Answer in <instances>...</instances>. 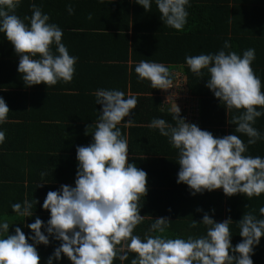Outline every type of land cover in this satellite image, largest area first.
Instances as JSON below:
<instances>
[{
  "label": "clouds",
  "instance_id": "9594fccd",
  "mask_svg": "<svg viewBox=\"0 0 264 264\" xmlns=\"http://www.w3.org/2000/svg\"><path fill=\"white\" fill-rule=\"evenodd\" d=\"M20 2L0 0V34L19 57L17 71L23 82L29 87L70 82L78 58L70 55L62 43V30L35 4L31 5V16L21 19L15 14ZM135 2L145 11L154 3L163 25L172 29L180 31L187 23L189 0ZM66 7L72 14V6ZM229 48L225 41L216 53L185 56V63L197 76L206 71V87L227 113H238L229 120L235 125L234 134L214 137L178 118V107L173 115L175 125L153 118L148 127L158 130L178 150L177 183L186 184L192 194L222 189L229 197H258L264 193V157L246 152L247 145L264 139L253 127L256 119L264 115V91L251 67L255 50L249 48L238 54L225 51ZM134 71L153 89L172 88V76L162 63L141 60ZM93 95L101 110L91 133L92 143L76 148L75 186L61 185L59 191L47 192L42 208L50 217L46 225L38 217L27 224L32 233L27 238L19 227L10 234L8 223L0 220V264H40L36 246H48L49 237L60 243L46 264H53V259L59 261L62 256L71 264H113L114 258L123 264L130 252L136 254L130 264H253V249L264 237V206L259 208L262 218L245 213L236 222L242 240L235 247L231 244V218L215 222L208 214L199 223L206 228L202 236L167 237L170 221L166 217L153 220L143 238L133 234L146 217L140 215L138 201L147 193V174L129 162L127 138L119 126L122 121L124 128L132 125V120L126 118L136 107L137 94L126 96L117 89L100 88ZM8 113L6 102L0 98V124ZM236 133L246 135L247 143ZM4 137L0 130V142ZM11 208L18 216H33L32 202L27 199L13 203ZM197 224L193 220L191 227ZM117 245L121 247L117 249Z\"/></svg>",
  "mask_w": 264,
  "mask_h": 264
},
{
  "label": "trees",
  "instance_id": "16d2710c",
  "mask_svg": "<svg viewBox=\"0 0 264 264\" xmlns=\"http://www.w3.org/2000/svg\"><path fill=\"white\" fill-rule=\"evenodd\" d=\"M50 2L51 0H21L19 6L15 9V14L21 19L25 16H31L32 4L38 6L44 13ZM127 3V0H124V4ZM129 9H126L127 14H125L124 22L126 30L130 28V21L132 24L134 59L162 63L169 70L170 66L184 67V74L186 75L184 90H186V94L190 97V101L197 106L198 114L194 118L195 121H200V125H197V123L195 125L201 130H206L210 133L216 131V137L227 135V130L224 129L227 111L224 105L214 97L213 93H209L210 90L206 87L208 74L205 71L203 75L197 76L189 70L185 63V56L201 53H196L193 43H191V46L187 44V41H193V37L195 36L194 30L183 33L184 36H187V34L188 36H192L191 38H176V34L173 33L174 29L172 30V28L163 25V23H157L161 27H151L150 21L153 16L157 15L160 19L154 3L151 5L149 11H145L138 4L133 6V13L129 14ZM186 10L194 11L198 15L197 18H191L192 27L198 25L202 19L203 24H201L200 28L203 32L201 33L202 36L198 37L201 39L197 43L203 41L204 46L209 44L213 45L212 47L221 46L222 48L224 42L228 41L230 48L226 49V51H234L238 54H242L244 50L249 48L254 49L255 60L252 63L260 69L258 77L261 83L264 81V0H189ZM48 12L50 11L48 10ZM204 22L206 24L213 23L217 29L212 30L213 27H209V31L203 30ZM61 30L63 32L64 29ZM128 38L126 35L125 40L127 41ZM182 40L185 41L182 42ZM148 44L153 47H148ZM157 51H159L160 57L152 58L151 55H157ZM166 55L167 58H165ZM18 62L19 57L15 53L11 43L3 37V34H0V79L3 77L14 78L19 76L20 73L17 71ZM253 65L251 66L253 67ZM122 69H124V66ZM171 76L173 83L178 81L179 76ZM143 81L145 84L143 83L142 85L146 88L138 89L140 95L137 97V108H134L130 117L126 118L132 120V125L124 128L122 121V126L119 127L121 133L126 135L127 138L129 162L144 170L147 176L151 174L161 179L164 175L170 176L168 186L171 187L170 192L166 190L155 191L153 194L156 200L149 198V202H152V204L148 205V207L145 206L143 213L148 209L149 213L154 215L151 217L168 216L170 218L168 229H173L174 232L167 237L175 238L180 233L182 235L183 232H188V235L183 236V238L202 236L206 233V228L204 225L199 224L195 215L200 212L203 215L208 214L215 222H217V218L218 222L228 219V201L230 197L226 196L222 189L211 192L204 191L202 194L196 193L197 196L192 197L197 198L195 205L199 212L196 213V210L194 211L193 201L189 200V198H192L191 194L187 192L190 191L189 187L186 184L177 183V173L179 170V164L177 163L178 150L173 148L168 138L161 136L158 130L148 127L153 118H162L166 122L175 125L173 115L176 114V111L165 112L160 107L162 90L153 89L149 81ZM9 86L10 82L0 81V88H9ZM30 88H34V85L30 86ZM0 98L4 99L9 108L5 122L0 124V130L5 133L3 142H0V220L8 223L10 234H14L15 228L19 227L27 238L32 233L26 225L34 222L35 218H40L46 225L50 213L42 208V203L48 191H59L60 187H55L52 183H45L57 180L54 175L48 173L49 168L51 166L54 167L55 163L51 165L50 162L43 159L42 153L38 155L37 146H34V143L28 139V134L32 132L33 128L22 117L24 108L29 106L26 96L23 101L18 93L1 91ZM72 98L74 102L79 104V110L87 109L89 114L93 116V119H98V112H100L101 106L95 104L94 96H87L83 93L71 94L66 101H70ZM168 108L170 109L171 106L168 105ZM184 116V110L179 109L178 118L184 120ZM85 120L90 121V118L85 116ZM90 129L94 130V127H90ZM234 133L235 128H232L229 130L228 135ZM236 135L242 140V134L236 133ZM251 151L253 152L251 156L262 155L264 157V143L259 146L256 142L252 145ZM135 155H140V157L135 158ZM143 155L145 157H142ZM47 162L48 164H46ZM34 167L36 169L33 170ZM59 167L60 164L57 163L55 169ZM41 173L44 175L42 176ZM167 194H169V198L163 199L164 195ZM25 199L32 202V217L25 218L18 216L12 211L11 205L13 203H22ZM199 199L202 200L201 204L198 203ZM178 200L181 201V206L187 209V214L182 207H180V213L176 210V207H178L177 203L180 202ZM167 207L169 208L168 211L166 210ZM216 209L218 213L217 218L215 215H212V211H216ZM193 220L198 223L194 228L191 227ZM153 222L147 223V230ZM235 224L236 221H234L232 227L230 226V232L234 231ZM138 225L142 228L141 223ZM43 231L44 229L42 228ZM45 234L47 235V233ZM49 241L48 246H36L40 257V264L42 257L47 261L48 257L52 255L54 249L60 243L52 237H49ZM120 247L121 245L116 246L117 249ZM135 255V253L130 252L128 259L123 264H130L131 259ZM66 260L67 257L64 256L59 261L53 259L56 264H63ZM113 264H121V262L114 258Z\"/></svg>",
  "mask_w": 264,
  "mask_h": 264
},
{
  "label": "crops",
  "instance_id": "0c3cea01",
  "mask_svg": "<svg viewBox=\"0 0 264 264\" xmlns=\"http://www.w3.org/2000/svg\"><path fill=\"white\" fill-rule=\"evenodd\" d=\"M127 2V4H124V0H102V2L101 0H51L47 10H44V13L49 15L51 23H55L60 29H64L62 43L66 46L70 55L78 58L74 66L75 72L72 80L70 82H58L54 86L40 84L34 85V88H30L26 87L21 78V74L14 78L3 77L0 79V81L10 82L9 88H0V92L9 91L18 93L23 101L26 96L29 106L24 108L22 117L27 121L30 127L33 128L32 132L28 134V139L34 143V146H37L38 155L42 153L43 159L50 162L51 165H53V163H55V166L57 163L60 164L61 169L60 167L55 169V166H51L48 171V173L54 175L57 180L45 183H52L55 187H60L61 185L74 187L78 167L76 148L78 146H87L92 143L91 133L93 130L90 128L88 129V127L91 125L94 127L97 119H93V116L89 114L87 109L79 110V104L74 102L73 98L70 101H66L69 95L83 93L87 96H94L93 93L97 89L103 88L117 89L124 92L126 96L129 94H137V97H139L140 92H138V89L146 88L142 85L144 81L138 79L134 71V67L139 60L134 59L131 21L128 30H126L124 22L125 14H127L126 9L130 8L128 13H133V6L137 3L135 0H127ZM69 4L73 8L72 14H69L67 11L66 6ZM61 8L64 11H62ZM48 10L50 12H48ZM186 11L188 12V22L185 24L184 28L180 31L172 29L173 33L177 36L176 38H191L192 36H188V34L184 36L183 33H185V31L194 30L195 36L193 37V41H187V44L191 46V43H193V46L196 48V53L201 52L208 54L219 51L221 46L212 47L213 45L211 46L209 44L204 46L203 41L197 43L201 39L198 37L202 36L201 33L203 32L200 28L201 24H203L202 19L198 25L192 27L193 24L190 20L191 18H197L198 15L194 11ZM89 16H91V19H89ZM157 23H162V21L155 15L152 17L150 25L151 27H161V25H157ZM209 27H213L212 30L217 29L213 23L206 24L204 22L203 30L209 31ZM222 28H224V26H222ZM126 35L129 37L127 41L125 40ZM184 41L185 40H182V42ZM148 47L153 46L148 44ZM53 51H55L54 47ZM156 53L157 55L153 54L151 57H160L159 51ZM165 58H167V55ZM123 66L124 69H122ZM170 67V74L181 77L186 83L184 67ZM252 69L258 77V74H260L258 66L253 65ZM125 78H127L126 84ZM261 90L264 91V81L261 83ZM209 93H211V91ZM161 100L160 107L165 110L168 108V105L163 99ZM137 105L138 100L135 108H137ZM235 114H238L235 110L226 114V126L224 129L227 130V135L230 129L235 128V125L229 123V120H231ZM85 116L90 118V121H86ZM196 123L200 125L199 120H197ZM120 126H122V124ZM253 127L264 135V115L256 119ZM87 129L88 134L86 135ZM211 134L216 137V131ZM247 139L248 137L243 135L242 142L246 144ZM257 143L261 146V144L264 143V139L258 140ZM251 148L252 145H247V155L253 154ZM136 157H140V155H135V158ZM142 157H145V155ZM48 162L46 164H48ZM34 169L36 168L34 167L33 170ZM169 182L170 176L164 175L161 179L158 176L155 177L148 174L147 193L138 201L140 212H142L140 215L146 217L141 222L142 228L137 225L133 234L143 238L148 232L147 223H151L158 218L156 215V217H151L154 215L149 213L148 209L144 213L143 210L145 206L148 207V205L152 204V202H149V198L156 200L153 194L155 191H171V187L168 186ZM187 192L191 194V197L197 196L196 194H192L191 190ZM168 198L169 194L163 197L165 200ZM189 200H191V202L193 201L194 211L196 210V213L199 212L195 205L197 198L192 197L189 198ZM198 203L201 204L202 200L199 199ZM228 203V218H231L233 224L234 221L238 222L241 220L245 213H251L257 218H262L259 213V208L264 206V193L258 197L253 196L251 198H248L246 195L236 194L230 196ZM181 204L180 201L177 203L178 207H176L179 213L180 207H182ZM168 209L167 207L166 210L168 211ZM183 209L187 214V209ZM166 210H164V212H166ZM212 215H215V217L218 216L217 209L216 211H212ZM163 217L168 218L170 221L168 216L165 215ZM195 217L198 219L199 223H201L203 213L200 212L196 214ZM216 221L218 222V218ZM233 224L230 226L232 227ZM233 229L234 231L231 232V242L232 244L234 243L232 246L235 247V245L242 240V237L239 236V229L236 224ZM168 230L169 229L166 230L165 235H172L174 232L173 229ZM186 235H188V232H183L182 235L180 233L177 237L183 238V236ZM251 258L253 264H264V237L261 238L259 245L254 247ZM46 262V259L42 257L41 264H46ZM53 263L55 262L53 261ZM63 264H71V261L67 258Z\"/></svg>",
  "mask_w": 264,
  "mask_h": 264
},
{
  "label": "built area",
  "instance_id": "2783aa9c",
  "mask_svg": "<svg viewBox=\"0 0 264 264\" xmlns=\"http://www.w3.org/2000/svg\"><path fill=\"white\" fill-rule=\"evenodd\" d=\"M184 87L185 81L179 77L178 81L172 84V88L168 90H162L161 97L163 100L169 99L168 102H165L167 105H170V100L172 102L182 103L180 109L184 110L185 112V122L195 124L196 121L194 118L197 117L198 114L197 106L190 101V97L186 94Z\"/></svg>",
  "mask_w": 264,
  "mask_h": 264
},
{
  "label": "rangeland",
  "instance_id": "374dc122",
  "mask_svg": "<svg viewBox=\"0 0 264 264\" xmlns=\"http://www.w3.org/2000/svg\"><path fill=\"white\" fill-rule=\"evenodd\" d=\"M168 101H169V99L164 100V102H168ZM169 104H170L172 110H174V111H177V107L180 109V107H181L180 105H182V103L172 102L171 100H170Z\"/></svg>",
  "mask_w": 264,
  "mask_h": 264
},
{
  "label": "water",
  "instance_id": "95a60500",
  "mask_svg": "<svg viewBox=\"0 0 264 264\" xmlns=\"http://www.w3.org/2000/svg\"><path fill=\"white\" fill-rule=\"evenodd\" d=\"M169 111H170V109H169V108H166V109H165V112H169Z\"/></svg>",
  "mask_w": 264,
  "mask_h": 264
}]
</instances>
